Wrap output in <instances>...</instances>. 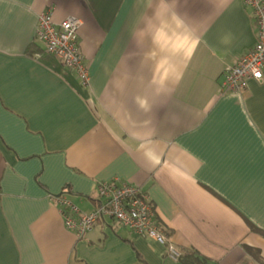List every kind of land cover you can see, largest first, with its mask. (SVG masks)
Returning <instances> with one entry per match:
<instances>
[{"label":"crops","instance_id":"1","mask_svg":"<svg viewBox=\"0 0 264 264\" xmlns=\"http://www.w3.org/2000/svg\"><path fill=\"white\" fill-rule=\"evenodd\" d=\"M47 9L81 21L87 88L34 42ZM255 42L242 0H0V264H180L115 222L64 227L53 197L89 212L114 180L142 187L178 250L264 264V75L220 87Z\"/></svg>","mask_w":264,"mask_h":264},{"label":"built area","instance_id":"2","mask_svg":"<svg viewBox=\"0 0 264 264\" xmlns=\"http://www.w3.org/2000/svg\"><path fill=\"white\" fill-rule=\"evenodd\" d=\"M250 10L256 42L253 48L237 59L221 75L222 93L241 94L248 81L262 82L264 75V0H242ZM81 21L68 17L60 23L52 20L47 9L38 17L34 42L43 54L56 58L63 69L75 75L79 85L90 83L88 66L80 49ZM67 191L52 198L57 204L64 227L83 239L99 223L115 222L132 235L146 237L166 247V256L177 263L181 252L169 242L159 222L156 210L142 187L114 180L98 184L97 205L89 212L81 211L66 196Z\"/></svg>","mask_w":264,"mask_h":264},{"label":"clouds","instance_id":"3","mask_svg":"<svg viewBox=\"0 0 264 264\" xmlns=\"http://www.w3.org/2000/svg\"><path fill=\"white\" fill-rule=\"evenodd\" d=\"M175 19L177 20V27H180L183 25L184 21L179 17V15L175 16ZM199 41L197 40H191L188 36L181 37V44L183 45L182 48H180V51H187V55L190 57V55L195 51L196 46L198 45ZM153 83L158 84V86L163 85V80L156 81L154 79ZM136 103L139 106L140 109L148 111L150 110V106L148 104V101L144 98L137 97Z\"/></svg>","mask_w":264,"mask_h":264},{"label":"trees","instance_id":"4","mask_svg":"<svg viewBox=\"0 0 264 264\" xmlns=\"http://www.w3.org/2000/svg\"><path fill=\"white\" fill-rule=\"evenodd\" d=\"M253 232L260 233L258 230H256L254 227H250ZM164 234L166 236H170V233L167 232L166 230H163ZM261 234V233H260ZM264 236V235H263ZM247 252H249L248 248H245ZM181 252V257L178 261L180 264H218L216 262L210 261L209 259L199 255L198 253L194 251H186V250H180Z\"/></svg>","mask_w":264,"mask_h":264}]
</instances>
